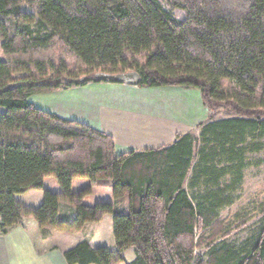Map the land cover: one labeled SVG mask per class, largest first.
Wrapping results in <instances>:
<instances>
[{
  "label": "trees",
  "instance_id": "trees-1",
  "mask_svg": "<svg viewBox=\"0 0 264 264\" xmlns=\"http://www.w3.org/2000/svg\"><path fill=\"white\" fill-rule=\"evenodd\" d=\"M131 72L139 88L199 90V134L117 156L110 135L30 100ZM260 153L264 0H0V235L28 218L77 234L112 215L116 249L84 241L67 264H124L131 248L129 264H264V205L240 243L221 219ZM47 178L60 193L44 190ZM76 179L89 186L74 191ZM95 187L115 203L87 204ZM31 190H44L41 206L17 200ZM126 200L129 212L117 213ZM61 203L76 208L72 219Z\"/></svg>",
  "mask_w": 264,
  "mask_h": 264
},
{
  "label": "crops",
  "instance_id": "crops-1",
  "mask_svg": "<svg viewBox=\"0 0 264 264\" xmlns=\"http://www.w3.org/2000/svg\"><path fill=\"white\" fill-rule=\"evenodd\" d=\"M135 87L128 84H89L34 95L30 100L44 111L110 135L115 141L117 156L170 146L178 136L194 134L197 126L208 119V110L202 102L200 91L163 87L148 93L147 88ZM188 95L192 99L190 102L182 100ZM200 108L202 114L199 113ZM20 196L25 198L21 202L32 207L42 205L44 200L42 190H31ZM16 198L18 200V196ZM112 203H115V199ZM116 205L117 213L129 212L128 200L123 205ZM113 220L114 216H105L100 223L87 224L80 233L59 232L60 236H64L61 238L38 228L32 218L24 219L6 235H0V264H67L64 253L84 241H88L92 248L115 250L114 234L112 237L109 234L110 230L113 233ZM89 225H95V228L85 234ZM29 226L33 229L32 234L28 232ZM105 234L109 236L106 238ZM50 238H54V241L61 238V241L50 243ZM11 254V259L6 258ZM15 254L19 256L15 257ZM126 254L129 255L128 260ZM123 256L124 264H129L135 259V252L131 248Z\"/></svg>",
  "mask_w": 264,
  "mask_h": 264
},
{
  "label": "rangeland",
  "instance_id": "rangeland-1",
  "mask_svg": "<svg viewBox=\"0 0 264 264\" xmlns=\"http://www.w3.org/2000/svg\"><path fill=\"white\" fill-rule=\"evenodd\" d=\"M112 84V83H110ZM127 85V84H124ZM135 86V85H134ZM139 89V87H135ZM141 89V88H140ZM155 88H147L149 90L148 93H154ZM194 91H199L197 89H189ZM104 91V90H103ZM105 91H108L105 89ZM109 92V91H108ZM201 95V94H200ZM194 99V98H193ZM182 100H187L190 102L192 99L188 96L182 97ZM199 113L202 114V110L200 108ZM205 115V114H204ZM222 116V114H220ZM198 129L194 130V134L198 135ZM258 159H262L263 163L260 165H252L245 171V177L242 185L238 193L240 194V200L237 201L231 208L226 209L222 212L221 219L231 226L232 230H235L232 234L231 240L236 241L237 243L242 242L257 229L259 225V218L261 214V206L264 205V153H260L252 156V161H257ZM89 186V181L85 179H76L73 183V190L79 191L83 188ZM44 190H48L54 193H60L61 188L57 184L54 178H47L45 180ZM44 190H43V198H44ZM42 195V194H41ZM113 192L108 188H93V193L86 199V203L89 205H94L99 202H112L113 201ZM18 200L25 201L21 196H18ZM41 206V205H40ZM39 207V206H38ZM122 207V206H121ZM76 214V208L68 203H61L60 205V217L63 220H70ZM245 223V224H244ZM244 224V225H243ZM39 228V225L36 224ZM237 227H240L237 229ZM95 225H89L86 233L94 230ZM28 232L32 234L33 229L29 226ZM46 233H55L56 237H64L60 236L59 232L50 231L45 229ZM110 237L113 236L114 233L109 231ZM109 234H105L104 236L107 238ZM62 235V234H61ZM65 235V234H64ZM57 238V241H61ZM54 238H50L48 241L50 243H59L53 240ZM65 241V240H64ZM19 256V254H15V257ZM128 260L129 255H125ZM6 258L11 259L12 254L6 256Z\"/></svg>",
  "mask_w": 264,
  "mask_h": 264
},
{
  "label": "water",
  "instance_id": "water-1",
  "mask_svg": "<svg viewBox=\"0 0 264 264\" xmlns=\"http://www.w3.org/2000/svg\"><path fill=\"white\" fill-rule=\"evenodd\" d=\"M97 78L105 80H115L122 84L137 85L140 82V75L137 72L123 73L117 75L100 73Z\"/></svg>",
  "mask_w": 264,
  "mask_h": 264
}]
</instances>
